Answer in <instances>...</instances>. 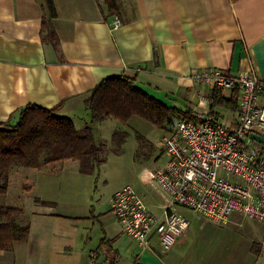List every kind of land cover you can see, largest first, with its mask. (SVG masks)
Returning <instances> with one entry per match:
<instances>
[{
    "label": "crops",
    "instance_id": "obj_1",
    "mask_svg": "<svg viewBox=\"0 0 264 264\" xmlns=\"http://www.w3.org/2000/svg\"><path fill=\"white\" fill-rule=\"evenodd\" d=\"M53 1L56 43L43 41L45 0H0V123L28 105L86 120L87 98L111 77L134 79L150 97L183 112L197 102L196 72L264 79V0H116V15L105 0ZM239 217L224 226H241L234 222ZM115 219L82 225L36 202L26 241L0 251V264H259L263 251L254 242L244 256L227 260L179 258L181 236L161 258L139 247L130 255Z\"/></svg>",
    "mask_w": 264,
    "mask_h": 264
},
{
    "label": "built area",
    "instance_id": "obj_2",
    "mask_svg": "<svg viewBox=\"0 0 264 264\" xmlns=\"http://www.w3.org/2000/svg\"><path fill=\"white\" fill-rule=\"evenodd\" d=\"M119 25L116 18L114 26ZM191 79L200 87L191 118L173 119L161 142L167 162L156 180L167 194L163 213L153 214L131 187L111 199L123 233L142 251L172 250L190 226L178 208L215 224H228L233 215L264 223V153L252 138L264 141V79L219 69L196 72ZM215 89L236 93L238 109L213 108Z\"/></svg>",
    "mask_w": 264,
    "mask_h": 264
},
{
    "label": "rangeland",
    "instance_id": "obj_3",
    "mask_svg": "<svg viewBox=\"0 0 264 264\" xmlns=\"http://www.w3.org/2000/svg\"><path fill=\"white\" fill-rule=\"evenodd\" d=\"M162 102L172 104L169 100L163 99ZM185 102L181 104L184 110L187 108ZM90 122L91 115L86 120L75 119L79 129ZM94 125L95 136L103 146L102 156L105 158L99 168L83 173L77 162L66 161L41 170L13 169L9 191L0 197V206L22 209L23 215L17 220L19 224L28 223L36 202L40 201L39 204L51 208L60 216L78 219L82 225L99 226L105 222L103 218L115 219L110 211V200L125 187H131L143 198L153 214L159 216L163 213L167 194L158 184L156 176L167 162L161 142L170 124L167 128H160L136 117L127 124L106 119ZM256 145L262 148L261 144ZM177 210L190 223L182 238L184 244L176 247L179 258L227 260L244 256L249 245L256 242L263 244L259 264H264V223L241 216L234 220L241 226H224L212 223L193 211ZM117 225L121 227L120 223ZM123 237L130 244L129 254H139L134 240L124 233ZM165 255L157 253L155 256L161 258ZM148 256L151 255L143 254V257Z\"/></svg>",
    "mask_w": 264,
    "mask_h": 264
},
{
    "label": "trees",
    "instance_id": "obj_4",
    "mask_svg": "<svg viewBox=\"0 0 264 264\" xmlns=\"http://www.w3.org/2000/svg\"><path fill=\"white\" fill-rule=\"evenodd\" d=\"M105 3L110 15L118 13L116 0H105ZM45 10L43 41L56 43L51 23L56 17L53 0H45ZM212 97V107L217 110L233 112L238 109L236 93L215 89ZM85 105L91 122L81 130L77 129L72 118L59 115L58 108L45 109L36 105L21 108L0 123V197L8 193L10 175L15 167L41 170L56 163L73 161L79 164L83 173L99 168L105 158L102 156L103 146L95 136L94 123L114 119L127 124L138 117L160 128H167L175 118H191L190 110L183 112L168 107L150 97L134 79L126 76L101 81L92 90ZM259 144L264 153V142ZM21 215L22 209L0 206V251L10 250L16 243L26 241L30 227L29 224L18 223ZM259 248V245L253 244L256 253H259Z\"/></svg>",
    "mask_w": 264,
    "mask_h": 264
},
{
    "label": "water",
    "instance_id": "obj_5",
    "mask_svg": "<svg viewBox=\"0 0 264 264\" xmlns=\"http://www.w3.org/2000/svg\"><path fill=\"white\" fill-rule=\"evenodd\" d=\"M252 138L254 139V140H256V141H258L259 143H262V142H264L263 141V138H261L260 136H252Z\"/></svg>",
    "mask_w": 264,
    "mask_h": 264
}]
</instances>
